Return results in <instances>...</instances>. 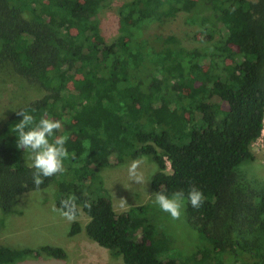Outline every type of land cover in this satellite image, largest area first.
<instances>
[{
  "label": "trees",
  "instance_id": "trees-1",
  "mask_svg": "<svg viewBox=\"0 0 264 264\" xmlns=\"http://www.w3.org/2000/svg\"><path fill=\"white\" fill-rule=\"evenodd\" d=\"M111 1L0 0V65L43 90L0 126V210L9 213L22 192L37 190L30 153L13 133L16 111L34 109L37 120L61 121L55 135L68 136L75 154L41 188L54 181L56 208L73 194L78 206L89 202L81 211L86 236L122 264H264V189L244 186L237 173L264 130V0H125L107 42L98 14ZM178 12L198 21L206 39L218 31V40L188 48L174 34L150 33V23ZM141 155L156 165L153 199L192 186L205 197L199 209L184 205L197 234L187 252L147 205L112 209L99 170ZM79 230L75 221L67 232ZM32 255L65 252L0 242V264Z\"/></svg>",
  "mask_w": 264,
  "mask_h": 264
},
{
  "label": "rangeland",
  "instance_id": "rangeland-1",
  "mask_svg": "<svg viewBox=\"0 0 264 264\" xmlns=\"http://www.w3.org/2000/svg\"><path fill=\"white\" fill-rule=\"evenodd\" d=\"M250 1L257 3L258 0ZM124 2L125 0H112L98 14L99 30L107 42L116 35L117 12ZM186 17V13L178 12L174 17L161 23H150L148 28L152 34H174L180 43L188 48H204L218 40L220 35L218 31L214 33L212 39H206L199 34L198 21L187 22ZM42 94L43 90L37 84L24 80L9 66L0 65V126L13 109ZM250 151L252 158L241 162L237 167L239 183L260 191L264 189V130L250 144ZM137 158L144 160L142 171L147 180L145 184H137L128 179L127 165ZM155 171L156 165L150 157L141 155L126 158L119 164L102 167L99 170V178L108 193L114 212L119 213L129 207L147 205L148 216L151 219L153 217V222L155 223L156 219L157 224L164 225L174 245L187 252L192 244L197 242L196 231L187 225L184 207L180 219L174 220L154 204L150 181ZM56 195L54 181H51L39 190L22 192L9 213L0 210V242L14 248L55 245L64 250V258L32 255L7 264H122L120 257L111 256L107 249L86 236L83 227L88 217L82 212L76 220L80 230L68 235L71 222L53 211Z\"/></svg>",
  "mask_w": 264,
  "mask_h": 264
},
{
  "label": "clouds",
  "instance_id": "clouds-1",
  "mask_svg": "<svg viewBox=\"0 0 264 264\" xmlns=\"http://www.w3.org/2000/svg\"><path fill=\"white\" fill-rule=\"evenodd\" d=\"M234 10V9H233ZM34 109H21L16 111L17 115L22 117L13 126V133L16 136V147L30 153L32 172V183L39 190L44 184L46 178L63 174L66 169L64 162L74 158L75 154L70 153L66 147V135L56 136L55 133L62 128L59 120L42 116L39 120L31 114ZM144 160L142 158L133 159L127 165V175L129 181H135L137 184H145L147 181L142 171ZM124 204L125 201L121 198ZM205 197L202 191L192 186L187 193L178 190L173 193L166 194L158 191L154 193V204H156L162 212L178 220L181 217L182 209L187 202L193 208L199 209ZM76 195L60 201L58 208H53L54 212H58L63 218L69 222H75L82 208L91 209L92 205L85 201L82 206H78Z\"/></svg>",
  "mask_w": 264,
  "mask_h": 264
}]
</instances>
